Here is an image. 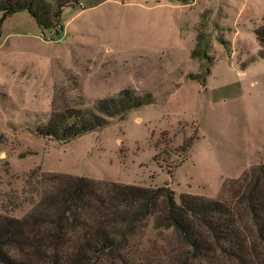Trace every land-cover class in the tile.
I'll use <instances>...</instances> for the list:
<instances>
[{
  "label": "rangeland",
  "instance_id": "374dc122",
  "mask_svg": "<svg viewBox=\"0 0 264 264\" xmlns=\"http://www.w3.org/2000/svg\"><path fill=\"white\" fill-rule=\"evenodd\" d=\"M2 18L1 215L24 217L52 175L167 185L179 202L219 199L264 163V0H72L45 33L27 12ZM123 89L155 102L66 144L35 134ZM179 247L151 219L128 252L162 264Z\"/></svg>",
  "mask_w": 264,
  "mask_h": 264
},
{
  "label": "trees",
  "instance_id": "16d2710c",
  "mask_svg": "<svg viewBox=\"0 0 264 264\" xmlns=\"http://www.w3.org/2000/svg\"><path fill=\"white\" fill-rule=\"evenodd\" d=\"M71 2L0 0V14L5 20L27 12L41 31L57 32ZM256 36L264 58V26ZM154 102L151 93L123 89L91 109L53 111L35 134L66 144ZM49 180V189L24 217L0 214V264H148L128 250L139 225L151 219L154 231H170L180 243L162 264H264V163L225 185L219 199L184 195L177 202L167 185L68 175Z\"/></svg>",
  "mask_w": 264,
  "mask_h": 264
}]
</instances>
